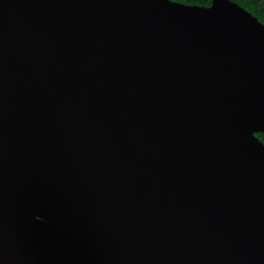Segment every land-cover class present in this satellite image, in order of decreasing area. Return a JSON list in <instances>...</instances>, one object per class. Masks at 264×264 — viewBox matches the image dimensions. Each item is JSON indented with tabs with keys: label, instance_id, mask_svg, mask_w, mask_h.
<instances>
[{
	"label": "water",
	"instance_id": "water-1",
	"mask_svg": "<svg viewBox=\"0 0 264 264\" xmlns=\"http://www.w3.org/2000/svg\"><path fill=\"white\" fill-rule=\"evenodd\" d=\"M264 23L232 0H0V264H264Z\"/></svg>",
	"mask_w": 264,
	"mask_h": 264
},
{
	"label": "trees",
	"instance_id": "trees-1",
	"mask_svg": "<svg viewBox=\"0 0 264 264\" xmlns=\"http://www.w3.org/2000/svg\"><path fill=\"white\" fill-rule=\"evenodd\" d=\"M186 4H197L208 6L211 4V0H176ZM238 3L255 15L262 23H264V0H232ZM264 143V132L255 134Z\"/></svg>",
	"mask_w": 264,
	"mask_h": 264
}]
</instances>
